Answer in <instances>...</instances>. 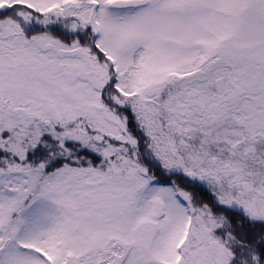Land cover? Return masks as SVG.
<instances>
[{"label": "snow or ice", "instance_id": "obj_1", "mask_svg": "<svg viewBox=\"0 0 264 264\" xmlns=\"http://www.w3.org/2000/svg\"><path fill=\"white\" fill-rule=\"evenodd\" d=\"M0 264H264V0H0Z\"/></svg>", "mask_w": 264, "mask_h": 264}]
</instances>
